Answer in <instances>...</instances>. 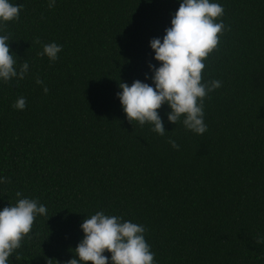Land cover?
<instances>
[{
    "label": "trees",
    "instance_id": "1",
    "mask_svg": "<svg viewBox=\"0 0 264 264\" xmlns=\"http://www.w3.org/2000/svg\"><path fill=\"white\" fill-rule=\"evenodd\" d=\"M11 2L22 7L5 34L29 72L0 83V209L19 191L47 215L9 264H67L97 211L144 225L156 264H264V0H215L225 30L202 70V82L221 81L204 99L207 130L168 122L162 105L163 136L130 123L116 93L151 84L149 41L178 0ZM52 42L55 62L39 55Z\"/></svg>",
    "mask_w": 264,
    "mask_h": 264
},
{
    "label": "clouds",
    "instance_id": "2",
    "mask_svg": "<svg viewBox=\"0 0 264 264\" xmlns=\"http://www.w3.org/2000/svg\"><path fill=\"white\" fill-rule=\"evenodd\" d=\"M179 7L171 14L170 27L162 38H153L149 47L154 52L153 59L159 66L149 64L151 76L145 80L151 84L134 80L131 85L121 82L116 96L126 119L143 126L160 136L165 134L164 121L158 109L167 105V121L196 135L207 130L204 123V99L209 93L221 87V81L202 82L204 60L219 43L225 25L220 19L224 8L215 0H178ZM56 0H48V7L55 6ZM21 5L11 0H0V83L21 81L29 72L27 62H18L15 53L10 52L9 35L5 34L8 22L19 19ZM39 42V41H37ZM62 46L52 42L42 45L39 55L50 62L58 60ZM37 85L47 94L48 88L37 78ZM13 109L23 111L24 97H18ZM172 148L179 146L172 139ZM7 179L0 175V185ZM14 204L0 209V264H9V257L21 246V241L32 231L37 216L47 215V209L37 199L22 196L16 192ZM82 239L74 248L76 258L67 264H156L154 253L145 239L146 227L142 224L123 220L116 215H106L103 211L87 216L80 224ZM110 253L105 256V252Z\"/></svg>",
    "mask_w": 264,
    "mask_h": 264
}]
</instances>
